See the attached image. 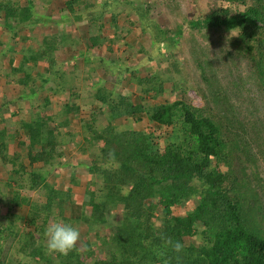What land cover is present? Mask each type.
<instances>
[{
    "label": "rangeland",
    "instance_id": "1",
    "mask_svg": "<svg viewBox=\"0 0 264 264\" xmlns=\"http://www.w3.org/2000/svg\"><path fill=\"white\" fill-rule=\"evenodd\" d=\"M0 3L30 12L24 22L14 21L8 28L0 9V131L7 133L8 154L18 157L17 162H3L0 156V264H181L185 258V264H205L195 262L193 252L207 245L208 226L201 221L193 223L191 233L182 234V247L192 251L180 247L168 251L152 241L168 229L172 216L188 219L200 204V195L173 202L168 213L160 189L154 193L155 182L141 176L140 163L133 164L135 173L123 164L126 142L113 141L122 133L144 137L152 133L148 147L137 151L146 149L157 157L179 147L172 128H159L147 110L183 99L220 126L229 154L212 157L210 169L224 173L226 188L241 192L249 227L264 238V84L255 80L249 61L226 55L230 33L191 26L192 21L235 4L225 0ZM73 11L83 18L78 20ZM180 24L179 36L175 27ZM37 53L42 58L34 64L31 56ZM199 58L209 69L206 78L197 68ZM228 63L234 67L230 80L224 76L231 71ZM98 88L112 91L113 105L125 98L126 105L137 106V113H113L95 96ZM221 90L228 92L223 96ZM36 119L60 125L57 139L62 147L52 153L53 163L37 160L45 137L30 134ZM29 171L44 178L36 189L26 178ZM196 179L191 184L201 189ZM16 193L17 201L12 197ZM99 201L111 208L94 215L93 203ZM127 202L132 208L126 207ZM57 220L80 232L76 248L67 254L47 249L45 229ZM131 220L140 228L120 233ZM150 233L155 237L146 238ZM138 242L146 247L139 252ZM123 243L135 251V260L127 256L130 251L119 249ZM34 246H43L47 259L37 256Z\"/></svg>",
    "mask_w": 264,
    "mask_h": 264
},
{
    "label": "trees",
    "instance_id": "2",
    "mask_svg": "<svg viewBox=\"0 0 264 264\" xmlns=\"http://www.w3.org/2000/svg\"><path fill=\"white\" fill-rule=\"evenodd\" d=\"M225 1L235 4V7L231 8L228 4L229 6L214 10L204 19L192 21L191 26L199 29V31L216 30L228 35L230 33L226 55H235L239 59L241 57V61L243 59L249 61L255 80L258 83L264 84V6L262 1ZM0 9L4 12V25L8 28H13L14 21L24 22L30 16L28 9L20 8L19 5L11 6L10 3H0ZM73 13L78 20L83 18L84 14L76 13V11H73ZM112 15L113 20H115L116 15ZM91 19L95 20L97 18L91 15ZM175 32L180 36L183 33V25H177ZM172 38L170 40H173ZM51 46L55 47L56 45L52 44ZM50 52L53 53V49ZM196 57L200 56L197 55ZM31 58L34 59V64H38L39 59L42 58V54L37 53L31 56ZM236 61L238 62V60ZM207 62L210 65L212 64L210 58L207 59ZM228 66L231 71L224 76H228V80H230L234 75V67L229 63ZM197 68L202 71L203 76L209 75V69L206 71L204 67V59H197ZM210 70L213 74L216 72V68ZM220 92L223 95L228 91L221 90ZM111 95L112 91L105 92L103 88H98L95 94L98 99L111 108L113 113H137V106H133L134 104L130 102V104L126 105V102H124L125 98H122L121 104L115 103L113 105L112 102L114 101ZM140 108L143 107L140 106ZM146 109L144 108L143 111H146ZM228 109L233 113V108ZM147 113L148 118L158 125L159 128L171 127L172 131L170 133L173 132L182 138L176 137L175 143H178L179 147L170 148L165 155L157 157L149 151L146 152V149L140 150L141 152L137 151L139 148L148 147L146 144L150 140L148 137L152 133L148 137L146 135L144 137L139 133L131 135L130 133H122L121 135L114 136L113 141L117 144L126 142L124 148L127 151H124L126 158L123 164L128 167V172L132 171V173H135L137 170L133 164L140 163L141 176L148 175L147 177L155 182L154 193L160 189L168 213L172 211L173 202H178L183 197H189L191 194H194L200 195L202 198L200 204L189 215L188 219L172 216V219L168 221V229L163 233L155 234L156 239L152 241L159 242L168 251L171 250L170 248L177 249L178 247L186 252L192 251L182 247L181 238L182 234L186 231V233L192 232V225L197 220L205 223L208 228L205 231L207 234L205 237L207 245L193 251L196 254L195 262L205 264H264V238L249 227V218L240 199L241 192L226 188L224 186L226 180L224 173L210 169L212 157L221 159L222 153H228L226 151L227 143L221 138L222 130L220 126L212 116L206 115L200 108L193 107L184 99L176 100L168 105L163 104L150 108L147 110ZM31 123L30 134L45 137V143L40 149L37 160L44 164L46 162L53 163L51 162L53 160L52 153L57 152L62 147V143L58 142L57 139L61 132L60 125L56 127L54 124L42 119H36ZM6 136V131L1 130L0 156L3 158V162H12L14 160L17 162L18 157H12L8 154ZM30 155L29 153L28 156ZM249 155L248 152L245 154V157ZM30 157L33 159L32 155ZM23 167L25 168V166ZM147 169L149 172H147ZM27 174L28 177L26 178H29L31 181L30 187L32 189H36L44 181L41 174L37 172L29 171ZM196 176L199 180L195 178ZM193 179H196L201 184V189H198L195 184H191ZM12 197L17 201L19 194L16 193ZM4 200L5 202L9 201L8 198ZM24 201H26V198ZM102 202L104 201L93 203L94 215H100L104 213V210L106 212L111 208V205H108L109 203L103 205ZM126 207L132 208L128 202ZM102 209L103 212H101ZM37 217H39L38 213L35 215V221ZM139 228L140 224L131 220L123 227L120 233L126 230L131 232L133 229L138 230ZM155 235L151 236L150 233L146 238L151 239ZM138 243V252L140 249L144 250L146 248L140 242ZM121 246H118L119 249L123 248V252L126 254L129 251L131 252L127 256L133 260L136 259V253L133 249H129L124 243ZM33 251L37 253V256L38 253L39 256L42 255L41 259H47L46 256H43V254H48L46 249H43V246H34ZM185 263L186 258L183 259L181 264Z\"/></svg>",
    "mask_w": 264,
    "mask_h": 264
},
{
    "label": "clouds",
    "instance_id": "3",
    "mask_svg": "<svg viewBox=\"0 0 264 264\" xmlns=\"http://www.w3.org/2000/svg\"><path fill=\"white\" fill-rule=\"evenodd\" d=\"M45 237L50 252L67 254L76 248L80 232L78 227L57 220L46 227Z\"/></svg>",
    "mask_w": 264,
    "mask_h": 264
}]
</instances>
